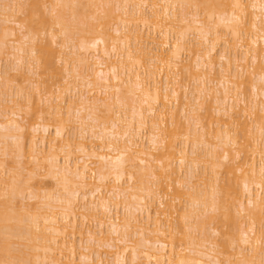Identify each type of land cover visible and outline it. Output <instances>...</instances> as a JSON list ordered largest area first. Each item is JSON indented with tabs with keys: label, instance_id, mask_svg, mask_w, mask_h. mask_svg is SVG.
I'll return each mask as SVG.
<instances>
[{
	"label": "bare ground",
	"instance_id": "bare-ground-1",
	"mask_svg": "<svg viewBox=\"0 0 264 264\" xmlns=\"http://www.w3.org/2000/svg\"><path fill=\"white\" fill-rule=\"evenodd\" d=\"M2 55L0 264H264V0H0Z\"/></svg>",
	"mask_w": 264,
	"mask_h": 264
},
{
	"label": "rangeland",
	"instance_id": "rangeland-1",
	"mask_svg": "<svg viewBox=\"0 0 264 264\" xmlns=\"http://www.w3.org/2000/svg\"><path fill=\"white\" fill-rule=\"evenodd\" d=\"M43 35V34H42ZM41 35V36H42ZM44 36V35H43ZM42 36V37H43ZM45 37V36H44ZM46 38V37H45ZM1 58H3V61H1L2 63V65H4L6 62H7V56L6 55H2V56H0ZM185 60H188V58L186 57L185 58ZM62 68V67H61ZM58 74V73H57ZM61 76V74H59L58 76H55L52 80H51V83L52 82H58V80H59V77ZM181 79H182V77H181ZM63 82V81H62ZM52 131H53V128H51V130H50V134H49V136L52 134ZM44 180V182L46 183V185L49 187V186H51V180H49V178H44L43 179ZM30 202H32V201H30ZM208 228H210V227H208ZM209 231L211 230V229H208ZM211 232V231H210ZM209 232V233H210ZM213 233V232H212ZM216 235H217V233H216ZM213 237H214V235H213ZM215 238V237H214ZM216 238H217V240H219L220 239V235L218 234L217 236H216ZM220 241V240H219ZM234 251V250H233Z\"/></svg>",
	"mask_w": 264,
	"mask_h": 264
}]
</instances>
